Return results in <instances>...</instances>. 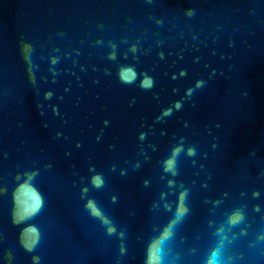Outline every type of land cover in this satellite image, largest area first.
<instances>
[{
  "label": "water",
  "instance_id": "obj_1",
  "mask_svg": "<svg viewBox=\"0 0 264 264\" xmlns=\"http://www.w3.org/2000/svg\"><path fill=\"white\" fill-rule=\"evenodd\" d=\"M0 264H264V0H0Z\"/></svg>",
  "mask_w": 264,
  "mask_h": 264
},
{
  "label": "clouds",
  "instance_id": "obj_2",
  "mask_svg": "<svg viewBox=\"0 0 264 264\" xmlns=\"http://www.w3.org/2000/svg\"><path fill=\"white\" fill-rule=\"evenodd\" d=\"M189 15H191V12H189ZM200 85V84H199ZM176 108L179 109L181 107V104L179 102H177L175 104ZM189 154L194 155L195 154V150L194 149H189ZM91 206V205H90Z\"/></svg>",
  "mask_w": 264,
  "mask_h": 264
}]
</instances>
